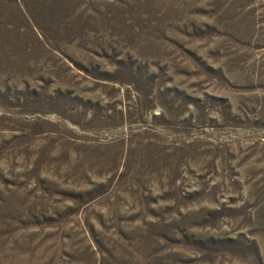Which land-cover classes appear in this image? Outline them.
Masks as SVG:
<instances>
[{
  "label": "rangeland",
  "instance_id": "1",
  "mask_svg": "<svg viewBox=\"0 0 264 264\" xmlns=\"http://www.w3.org/2000/svg\"><path fill=\"white\" fill-rule=\"evenodd\" d=\"M0 264H264V0H0Z\"/></svg>",
  "mask_w": 264,
  "mask_h": 264
}]
</instances>
